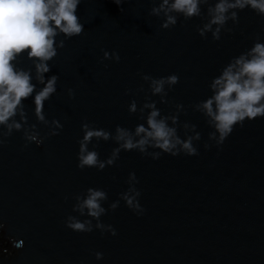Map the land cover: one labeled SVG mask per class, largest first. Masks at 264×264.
Returning <instances> with one entry per match:
<instances>
[{"label":"water","instance_id":"95a60500","mask_svg":"<svg viewBox=\"0 0 264 264\" xmlns=\"http://www.w3.org/2000/svg\"><path fill=\"white\" fill-rule=\"evenodd\" d=\"M155 2L122 0L118 6L113 0H81L77 14L84 30L65 40L46 74L59 80L44 110L63 128L39 146H25L20 132L0 146V264H264V117L235 127L217 147L208 141L211 129L204 118L190 107L209 94L208 81L228 59L251 45L264 19L245 9L234 31L213 41L195 31L196 17L161 28V18L149 14ZM104 50H115L120 60L102 59ZM138 73L178 75L168 97L186 106L180 120L197 125L198 154L154 160L121 151L104 170L77 168L76 141L85 119L110 131L142 122L127 110L130 100L143 102L139 86L147 90ZM67 88L74 91L71 99ZM126 89L131 91L125 94ZM151 98L169 111L171 105ZM25 105L29 122H35L30 98ZM114 146L100 141L96 150L104 158ZM130 171L139 180L142 215L120 201L101 217L115 236L65 227V217L75 214L74 194L100 187L108 202L116 200ZM95 251L103 253L101 260Z\"/></svg>","mask_w":264,"mask_h":264},{"label":"clouds","instance_id":"9594fccd","mask_svg":"<svg viewBox=\"0 0 264 264\" xmlns=\"http://www.w3.org/2000/svg\"><path fill=\"white\" fill-rule=\"evenodd\" d=\"M120 5L122 0H113ZM81 0H0V146L7 143L13 132H20L25 146L34 143L39 146L50 136H56L63 124L56 117L48 118L45 104L57 92L59 76L50 73V61L57 56L65 40L80 35L84 30L77 14ZM251 10L264 19V0H156L149 14L161 18L160 27L169 29L178 20L199 18L195 31L201 38L211 35L219 41L224 33H232L239 24V13ZM230 22V23H229ZM264 26L254 35L249 47L231 56L228 61L208 81L209 94L190 105L192 110L201 114L211 131L208 141L221 146L234 128L243 127L246 120L264 117ZM62 37V38H61ZM102 59L118 62L119 54L103 51ZM28 61L23 66L22 61ZM143 84L136 91L145 92L143 102L138 106L135 99L130 100L127 110L138 114L133 128L117 124L113 130L95 126L86 119L80 125L77 138V168L104 170L113 166L121 151H136L142 156L158 159L162 154L177 156L198 154L196 142L201 133L197 125L179 116L186 113L182 103H173L169 91L179 82L175 73L153 77L138 73ZM131 90L126 89L125 94ZM67 96H74L72 88L66 89ZM171 105L168 112L157 106ZM31 100V116L25 101ZM38 125H42L43 130ZM113 141L115 146L104 158L96 150L100 141ZM204 148L210 144L206 141ZM127 187L118 193V199L108 202L107 192L100 187L89 186L74 194L72 212L65 217V227L75 232L90 233L94 229L103 235L105 232L115 236L116 229L104 223L101 217L117 209L120 201L137 216L144 213L139 202L141 195L137 187L139 180L130 171L125 181ZM68 197L66 196L65 199ZM107 203V207H105ZM0 231L3 225L0 224ZM96 260L103 253L95 251Z\"/></svg>","mask_w":264,"mask_h":264}]
</instances>
